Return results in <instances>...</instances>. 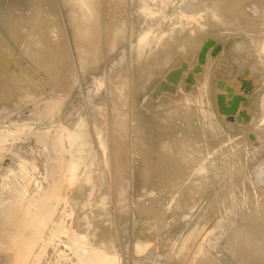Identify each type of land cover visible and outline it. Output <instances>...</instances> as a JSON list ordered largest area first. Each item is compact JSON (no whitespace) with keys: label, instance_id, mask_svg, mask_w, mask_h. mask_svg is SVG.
Returning a JSON list of instances; mask_svg holds the SVG:
<instances>
[{"label":"rangeland","instance_id":"374dc122","mask_svg":"<svg viewBox=\"0 0 264 264\" xmlns=\"http://www.w3.org/2000/svg\"><path fill=\"white\" fill-rule=\"evenodd\" d=\"M0 17V83L25 94L0 102V264H264L243 212L264 193V0H0ZM123 75L117 150L92 129ZM191 145L204 166L181 167Z\"/></svg>","mask_w":264,"mask_h":264},{"label":"bare ground","instance_id":"6f19581e","mask_svg":"<svg viewBox=\"0 0 264 264\" xmlns=\"http://www.w3.org/2000/svg\"><path fill=\"white\" fill-rule=\"evenodd\" d=\"M29 12V11H28ZM3 15V14H2ZM2 17V16H1ZM0 17V21H1V18ZM31 21H30V19H22V20H20V25L21 24H27V23H30ZM0 27H1V24H0ZM6 31V30H5ZM18 31V30H17ZM38 31H40L41 32V36L35 41V43H36V45H39L40 46V48H44V47H46V45H47V39H46V35H45V32H43L42 30H39L38 29ZM8 34V36L9 37H11V35L9 34V33H7ZM49 34V33H48ZM160 35V34H159ZM2 38L3 37H1L0 38V46H2V45H4V42L5 41H2ZM94 37L92 36L91 37V39H93ZM119 34L117 33L116 34V37H115V40H114V42H113V44L115 45V43H117V40H119ZM142 41H144V42H146L145 41V39L144 38H141V42ZM13 42V41H12ZM30 42V41H29ZM14 43V42H13ZM27 43V42H26ZM22 44V43H21ZM24 44V43H23ZM29 44V43H28ZM6 47H7V45H5ZM23 46H25V45H23ZM31 46V45H30ZM30 46H28V47H30ZM9 47V46H8ZM11 48L13 47V46H10ZM27 47V48H28ZM100 47V46H99ZM2 48H3V46H2ZM5 48V47H4ZM16 48V47H15ZM21 48V47H20ZM97 48V44L96 43H94L93 44V46H90V48H84V52H83V54H81V57H80V60H81V64L79 65V67H81V69H87V68H89V67H91V66H94V65H96V64H99V62H100V60H102V59H100L101 57V55L98 53V50L96 49ZM0 49H1V47H0ZM6 49V48H5ZM4 49V51H6ZM10 49V48H9ZM13 49V48H12ZM29 50H31V47L30 48H28ZM141 49H142V47H141ZM144 49V48H143ZM11 50V49H10ZM14 50V49H13ZM20 50H24V48L22 49H20ZM3 52V51H2ZM1 52V53H2ZM7 52V51H6ZM102 52V51H101ZM138 52V51H137ZM142 52V51H141ZM140 51L138 52V54L140 55V56H142ZM0 53V54H1ZM11 53H12V50H11V52H9V54H10V56H12L11 55ZM76 53V52H75ZM141 53V54H140ZM8 54V55H9ZM16 54V53H15ZM60 54V53H59ZM143 54H144V52H143ZM2 55V54H1ZM4 55V54H3ZM7 55V54H6ZM36 55V54H35ZM100 55V56H99ZM135 55H137V53L135 54ZM16 56V55H15ZM14 56V57H15ZM32 56H34L33 54H32ZM2 57V59H3V56H1ZM20 57V56H19ZM38 56H36V58H37ZM137 57L138 56H136L135 57V59L137 60ZM143 57V56H142ZM142 57H141V59H142ZM5 58H8V57H5ZM12 58V57H11ZM33 58V57H32ZM140 58V57H139ZM144 58V57H143ZM1 59V58H0ZM38 59H39V57H38ZM133 59H134V57H133ZM145 59V58H144ZM144 59H142V60H144ZM5 60V59H4ZM3 60V61H4ZM8 60H10V58H8ZM15 60V59H14ZM19 60V59H18ZM142 60H139V61H141L142 62ZM0 61H2V60H0ZM2 61V62H3ZM20 61V60H19ZM39 61V60H38ZM135 60H133V62H134ZM5 62V61H4ZM7 62V61H6ZM5 62V63H6ZM11 62V63H10ZM10 62H9V64H12V59L10 60ZM56 62V61H55ZM77 62H78V60H77ZM140 62V63H141ZM15 63L17 64V61H15ZM19 63V62H18ZM144 63V62H143ZM8 64V65H9ZM20 64V63H19ZM36 64V63H35ZM45 64H47V63H44V65ZM50 64V63H49ZM137 64H139V62H137ZM5 65V64H4ZM8 65H7V63H6V65L5 66H7V68H8ZM15 65V64H14ZM41 65V64H40ZM52 65V64H51ZM77 65V66H78ZM134 65V64H133ZM140 65L141 64H139L138 66H139V69H140ZM143 65V64H142ZM4 66V67H5ZM16 66V65H15ZM76 66V68H78ZM2 67V66H1ZM0 67V68H1ZM14 67V66H13ZM13 67H10V68H13ZM18 67V66H17ZM20 67H21V65H20ZM23 67V66H22ZM21 67V68H22ZM142 67V66H141ZM6 68V67H5ZM9 68V69H10ZM44 68H46V67H44ZM55 68V67H54ZM135 68V67H134ZM1 69H3V68H1ZM25 69V68H24ZM24 69L22 68V70H23V72H24ZM79 69V68H78ZM80 69V70H81ZM137 69V68H136ZM5 70H8V69H5ZM28 70V69H27ZM31 70V69H30ZM50 70V69H49ZM142 70H143V68H142ZM141 70V71H142ZM3 71V73L5 74V71L4 70H2ZM10 71V70H9ZM11 71H13V70H11ZM10 71V72H11ZM16 71V70H15ZM33 71V70H32ZM67 74H69V75H71V73H72V67L71 66H69L68 68H67ZM77 71V70H76ZM137 71V70H136ZM140 71V70H139ZM14 72V71H13ZM18 72H19V69H18ZM17 72V73H18ZM22 72V71H21ZM22 72V73H23ZM27 72V71H26ZM31 72V71H30ZM75 72V71H74ZM78 72H79V70H78ZM78 72H77V74H78ZM82 72H83V70H82ZM2 73V72H1ZM2 73V74H3ZM7 73H9V72H7ZM17 73H14L15 74V77L17 78L18 76H16V74ZM135 73V72H134ZM1 74V76L2 77H4V74L2 75ZM9 74H11V73H9ZM9 74H7V75H9ZM24 74H26L25 72H24ZM28 74V73H27ZM137 74V73H136ZM138 74H139V72H138ZM140 74H142V73H140ZM22 75V74H21ZM31 75V74H30ZM51 75V74H50ZM79 75H81L80 74V72H79ZM6 76V75H5ZM12 76V75H11ZM2 77L0 78V79H2ZM10 77V76H9ZM14 77V76H13ZM80 77V76H79ZM137 77H138V75H137ZM5 79V78H4ZM11 79H12V77H11ZM21 79V78H20ZM135 79V78H134ZM14 80V79H13ZM24 80V79H23ZM22 80V81H23ZM80 81L82 80V79H79ZM1 81V80H0ZM8 81H10V80H7V82H5V84L7 83V86H8ZM18 81V80H17ZM26 81H27V79H26ZM25 81V82H26ZM30 81V80H29ZM32 81V80H31ZM31 81L29 82V83H31ZM34 81V80H33ZM32 81V82H33ZM4 82H1L0 84H2V83H4ZM12 81H10L9 83H11ZM14 82V81H13ZM78 82V81H77ZM19 83H20V81H19ZM24 83V82H23ZM27 83V82H26ZM113 83L115 84V87H116V89L118 90V94H120V104L119 105H117L113 110H114V117H113V119H111V122L110 123H108V121H107V111L106 110H104L102 107H99L97 110H95L94 112H95V114H94V125H93V128L94 129H92V130H94L95 131V134H96V136L98 137V139H99V141L101 142V144H102V146L104 147L105 145H106V140H107V136H108V132H109V126H110V124H111V127H112V138H113V142H114V147H116L117 148V150L118 149H121V148H124L125 147V140H124V136H122V133H124V131H126V129H127V127H128V124H127V119H126V115H125V112H123V109H122V106H123V104H124V106H125V104H127L128 103V99L126 98V94H125V92H126V89H127V86H128V82H127V77H126V75H123V77H121V79L120 80H118V81H113ZM11 84H13V83H11ZM9 85V87H8V91L6 90V88H7V86H3L4 88H2L1 86H0V102H3V103H5L4 104V106H6V102L7 103H9L10 101H12L14 98H16L17 97V95L18 94H20L21 95V93H20V90H19V93H18V89H17V87H16V85ZM16 84V83H15ZM135 84V83H134ZM20 86V85H19ZM22 86V85H21ZM26 86V85H25ZM52 86H53V84H52ZM55 86V85H54ZM137 86V85H136ZM135 85H134V87H136ZM24 87V86H23ZM27 87V86H26ZM26 87H24V89L26 88ZM19 88V87H18ZM53 88H55V87H53ZM138 88V87H137ZM137 88H136V90H137ZM4 89L6 90V94H4L3 92H5L4 91ZM17 89V90H16ZM29 89V88H28ZM55 90V89H54ZM135 90V91H136ZM23 92H24V90H22ZM27 90H25V92H26ZM24 92V93H25ZM29 92H31V91H29ZM68 92V91H67ZM73 92V91H72ZM114 92V91H113ZM137 92H138V90H137ZM18 93V94H17ZM23 94V93H22ZM29 94V93H28ZM57 94H59V93H57ZM116 95H117V93H115ZM19 95V96H20ZM23 95H25V94H23ZM26 95H27V93H26ZM34 95H35V93H34ZM33 95V96H34ZM39 96V95H38ZM118 96V95H117ZM21 97H22V95H21ZM20 97V98H21ZM25 98V97H24ZM33 98H35V97H33ZM32 98V99H33ZM65 98V97H64ZM63 98V99H64ZM23 99V98H22ZM59 99V98H58ZM62 99V98H61ZM114 99V98H113ZM116 99V98H115ZM61 101V100H60ZM164 101V100H163ZM116 102V101H115ZM2 104V103H1ZM0 104V105H1ZM12 104V103H11ZM134 104H136V102L134 103ZM4 106H2V108L4 107ZM8 106H9V104H8ZM57 106V105H56ZM111 106V105H110ZM134 106H136V105H134ZM166 106V105H165ZM126 107V106H125ZM138 107V106H137ZM134 108H136V107H134ZM169 108V107H168ZM108 109V108H107ZM136 109H138V108H136ZM167 109V108H166ZM109 111V110H108ZM125 111H126V109H125ZM135 111V110H134ZM164 111H167V110H164ZM166 113V112H165ZM167 113H168V111H167ZM134 114V113H133ZM135 114H137V113H135ZM139 114V113H138ZM167 115V114H166ZM168 116V115H167ZM134 118H136L135 117V115H134ZM167 118V117H166ZM137 120V119H136ZM165 120H167V119H165ZM167 122V121H166ZM136 123H138V122H136ZM134 124V125H137V124ZM91 124V123H90ZM139 124V123H138ZM133 126V125H132ZM140 126V125H139ZM133 129H134V127H133ZM206 131V130H205ZM136 132H137V130H136ZM80 137H82V136H80ZM202 137V136H201ZM138 138H140V137H138ZM82 139V138H81ZM139 140H141V139H139ZM136 141V140H135ZM138 141V140H137ZM133 143H134V141H132ZM139 142H141V141H139ZM187 142V141H186ZM138 143V142H137ZM135 144V145H138V144ZM83 144H84V141L83 140H81L79 143H78V146H77V148L79 149V150H82L83 149ZM192 144V143H191ZM182 146H183V144H178V145H176V144H172V145H169V146H167L168 148V150H174L173 148L175 147V148H182ZM193 147H196V146H188V147H186L185 148V150H181V152L180 153H182L181 154V157H182V160H179V163L181 164V167H185V166H188L190 163H197V164H199L200 166H204V161H205V159L203 160V158H202V160H196V158L200 155H198V153H197V151H199V150H197L196 152L193 150ZM137 149H138V147H137ZM179 150V149H178ZM178 153H179V151H178ZM201 157V156H200ZM206 159H208V158H206ZM210 159V158H209ZM93 161V160H92ZM96 161V160H95ZM94 162V161H93ZM97 162V161H96ZM210 163V162H209ZM27 164V163H26ZM91 164H93L92 162H91ZM90 164V165H91ZM95 164V163H94ZM96 167H97V165H96ZM91 168V167H90ZM230 168V167H229ZM96 169L97 168H95L94 169V171H96ZM86 170V169H85ZM92 170V169H91ZM186 171H187V167H186ZM91 172H93V171H91ZM89 173V172H88ZM87 173V174H88ZM84 174V173H83ZM87 174H86V177H88L87 176ZM98 174V175H97ZM96 175V178H97V180H98V182L101 180V176H100V174H99V172L97 173ZM89 175V174H88ZM90 176V175H89ZM188 176V175H187ZM84 178L85 177V175L84 176H81V178ZM85 177V178H86ZM92 177V176H91ZM181 177V176H180ZM90 178V177H89ZM87 180L86 181H88V178H86ZM83 180V179H82ZM80 181L81 183L84 181ZM90 180V179H89ZM92 180V179H91ZM180 180V179H179ZM182 180V179H181ZM185 181H190L189 180V177H187L186 179H184ZM184 180H182V182L181 181H179V182H177V185H179L180 183V185H183L184 184ZM85 182V181H84ZM102 182V181H101ZM92 183V182H91ZM98 184V183H97ZM101 184V183H100ZM92 186V185H91ZM241 186V185H240ZM91 188V187H90ZM259 188V187H258ZM99 189V188H98ZM262 188H260V190H261ZM92 190V189H91ZM252 190V189H251ZM259 190V191H260ZM85 191V190H84ZM88 191H90L89 189H88ZM248 191V190H247ZM253 191V190H252ZM262 192V191H261ZM88 193V192H87ZM87 193H85V194H87ZM251 193V192H250ZM263 193V192H262ZM231 194H232V192H231ZM247 194H249L248 192H247ZM254 195V194H253ZM260 195V194H259ZM252 196V195H251ZM256 198V197H255ZM254 198V199H255ZM84 199H86V198H84ZM104 199L105 198H101L99 201H98V204L101 206V207H103L105 204H106V202L104 201ZM247 200H245V202L243 203V204H245L244 206H246L245 207V210L243 211L244 213H245V211H247V213H249L250 215V217H252V218H249L248 217V219H246L245 220V223L247 222V224H248V226L247 227H245L244 228V231L245 232H248L249 234H251L250 236H251V241H253V243L255 244H257L259 247H261L262 245H264V193L262 194V195H260V197L259 198H257V200L255 201V202H253L254 203V205H250L249 204V198H246ZM82 202H84V200L82 201ZM243 206V207H244ZM89 209V208H88ZM241 209H242V207H241ZM91 210V209H90ZM84 211V210H83ZM119 211H122V210H119ZM126 212V211H125ZM74 213H75V211H74ZM81 213H82V211H81ZM90 213V212H89ZM92 213V212H91ZM90 213V214H91ZM242 213V212H241ZM84 215V214H83ZM79 219V218H78ZM79 220H77V222H78ZM77 222H76V224H77ZM80 222V221H79ZM244 222V221H243ZM83 224V223H82ZM114 224V223H113ZM246 224V225H247ZM123 225V224H122ZM76 226H78V225H76ZM236 227H237V224L235 225ZM238 226H241L240 224L238 225ZM90 227V226H89ZM85 228V227H84ZM76 229H78V228H76ZM80 229V228H79ZM238 229V228H237ZM240 229V228H239ZM243 229V228H242ZM82 230H84V229H82ZM236 231H238V230H236ZM82 232V231H81ZM84 232H86V231H84ZM240 232H241V230H240ZM240 232H238V234H236V236L234 237V241H236L237 239H239L240 237ZM83 233V232H82ZM87 233V232H86ZM86 233H83V236L85 237H87V234ZM89 233V232H88ZM232 233H235V232H233L232 231ZM243 233V232H242ZM247 233V234H248ZM92 234V233H91ZM89 235V234H88ZM113 235H114V233H113ZM245 235V234H244ZM105 236V235H104ZM91 237H93L92 235H91ZM102 237V236H101ZM106 237V236H105ZM107 238V237H106ZM245 238V237H244ZM84 239V238H83ZM104 239V238H103ZM102 239V240H103ZM240 239H243V238H240ZM93 240H95V239H93ZM92 241V240H91ZM114 241V240H113ZM238 241V240H237ZM243 242V241H242ZM97 243V242H96ZM105 243H107V242H105ZM104 243V244H105ZM247 243V242H246ZM100 244V243H99ZM103 244V245H104ZM108 244V243H107ZM98 246V245H97ZM96 246V247H97ZM100 246V245H99ZM99 246L97 247V249L98 250H107L108 249V246H105L104 245V248L102 247H100L99 248ZM112 246V245H111ZM241 246H242V244H241ZM254 246V245H253ZM107 249H106V248ZM113 248V247H112ZM249 249V248H248ZM251 249H252V247H251ZM260 249V248H259ZM258 249V250H259ZM253 250V249H252ZM257 250V251H258ZM260 250H262V249H260ZM253 252V251H252Z\"/></svg>","mask_w":264,"mask_h":264}]
</instances>
